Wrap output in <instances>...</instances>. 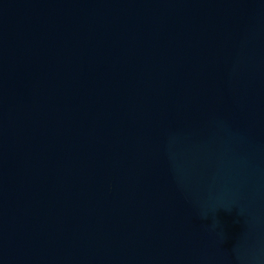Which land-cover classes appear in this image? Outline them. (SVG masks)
<instances>
[{
    "label": "water",
    "instance_id": "95a60500",
    "mask_svg": "<svg viewBox=\"0 0 264 264\" xmlns=\"http://www.w3.org/2000/svg\"><path fill=\"white\" fill-rule=\"evenodd\" d=\"M0 264H264V0H0Z\"/></svg>",
    "mask_w": 264,
    "mask_h": 264
}]
</instances>
